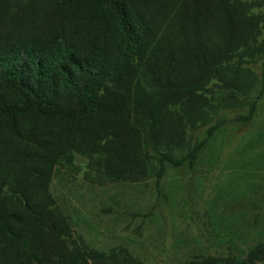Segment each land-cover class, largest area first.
<instances>
[{"label":"trees","instance_id":"1","mask_svg":"<svg viewBox=\"0 0 264 264\" xmlns=\"http://www.w3.org/2000/svg\"><path fill=\"white\" fill-rule=\"evenodd\" d=\"M263 6L0 0V264H145L122 245L77 243L53 173L80 158L92 181L158 178L166 162L194 161L213 125L192 144L187 128L219 105L243 101L239 118H250V64L264 74ZM241 252L198 262L253 264L264 237Z\"/></svg>","mask_w":264,"mask_h":264},{"label":"rangeland","instance_id":"2","mask_svg":"<svg viewBox=\"0 0 264 264\" xmlns=\"http://www.w3.org/2000/svg\"><path fill=\"white\" fill-rule=\"evenodd\" d=\"M250 65L258 77L247 96L255 99L252 116L239 118L243 101L222 104L189 126L192 144L213 125L192 163L166 162L160 177L135 181H92L80 158L79 168L56 169L49 188L77 243L122 245L145 264H205L200 258L240 253L264 237V87L255 96L264 74L259 63Z\"/></svg>","mask_w":264,"mask_h":264}]
</instances>
